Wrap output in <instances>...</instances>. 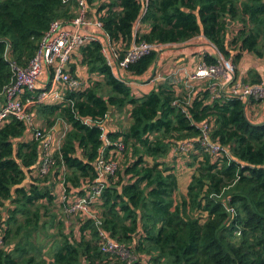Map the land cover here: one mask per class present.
Wrapping results in <instances>:
<instances>
[{"label":"trees","instance_id":"16d2710c","mask_svg":"<svg viewBox=\"0 0 264 264\" xmlns=\"http://www.w3.org/2000/svg\"><path fill=\"white\" fill-rule=\"evenodd\" d=\"M86 6L120 58L132 42L163 45L129 63L123 79L148 78L163 49L198 36L235 65L242 52L264 58V0H86ZM76 13L75 0H0V92L10 80V63L25 66L51 22ZM102 49L94 41L77 50L79 63L96 76L90 84L37 108L46 128L67 126L48 173L37 172L39 142L26 140L23 122L9 117L0 125V264H126L100 249L94 219L67 214L55 190L59 179L69 192L98 176L102 132L82 119L125 110L127 125L108 133L124 145L118 168L107 175L95 204L103 229L135 256L131 264H264V118L254 120L247 108L263 101L211 99L200 87L185 104L186 91L164 79L137 95L112 74ZM203 58L215 62L210 53ZM258 82L253 71L249 83ZM202 121L230 157L198 152L174 158L178 142L199 137L195 123ZM179 159L192 168L185 191L178 184ZM49 205L57 207L47 224L58 239L47 255L37 238Z\"/></svg>","mask_w":264,"mask_h":264},{"label":"built area","instance_id":"2783aa9c","mask_svg":"<svg viewBox=\"0 0 264 264\" xmlns=\"http://www.w3.org/2000/svg\"><path fill=\"white\" fill-rule=\"evenodd\" d=\"M75 2L77 3L76 16L68 21L54 20L51 22L39 40L34 55L25 66L17 65L14 62L10 63V80L0 92V125L9 117H14L23 122L25 133H31L32 138L39 142L41 157L40 164L37 166L38 174L44 175L51 170L55 149L60 148L62 139H56L52 128H45L41 122L38 123L36 109L42 105L60 103L65 100L67 91H75L84 88L88 83L90 84V80L83 78L78 67H75L72 73L71 66L80 64L77 59V50L94 41L102 43V52L107 63L111 66L112 74L117 79L124 80L133 92H135L134 88L141 84L150 85L152 89L155 83L164 79L178 86V92L186 91L185 104L189 103L193 97V91L200 87H205L208 90L211 99L235 97L246 100V102L251 98L264 101V72L258 83H246L237 75L236 65L231 57L225 58L203 36L200 38L206 41L205 44L210 47V51L201 50V56L195 62L175 64L167 74H161L160 61L157 59L156 67L154 69L153 64L148 78L143 80L123 79V71L129 63L149 54L152 50L159 49L161 51L163 45L146 41L132 42L123 57L120 58L115 46L102 31L101 21L90 19L88 16L86 0H75ZM206 53L213 55L215 62L207 63L203 58ZM66 65L69 66V70L65 69ZM140 92L138 94L145 93L143 89ZM173 103L178 106V99ZM185 109L182 106L184 112H186ZM82 120L88 125L95 123L102 132L100 136L102 146L95 162L98 176L93 183L72 189L69 192L64 186V178L59 179L57 182L60 188L57 193L58 198L66 203L65 212L67 214H77L82 220L94 219L99 233L100 249L104 253L118 255L125 260L126 264H131L135 256L126 245L110 237L109 233L103 229L102 220L95 204L99 201L104 189L107 175L114 174L118 168V155L124 147L123 142L111 140L108 136L110 129L108 130L107 124H109L110 117L97 121L89 118ZM195 126L199 130V137L178 142L173 148V155H181L186 158L190 154L207 152L212 155L214 160L230 157L228 149L210 137L212 125L208 121L195 123ZM66 129L61 134V138L65 135ZM110 146L114 148L109 149ZM240 166L243 167L244 163H240Z\"/></svg>","mask_w":264,"mask_h":264},{"label":"crops","instance_id":"0c3cea01","mask_svg":"<svg viewBox=\"0 0 264 264\" xmlns=\"http://www.w3.org/2000/svg\"><path fill=\"white\" fill-rule=\"evenodd\" d=\"M88 16L90 17V19L95 20L88 12ZM95 30V28H92ZM202 36H198L195 39L186 42L182 45H180V47H174L172 49H165V51H167V53L161 57V59H159L160 61V65H159V70L161 74H167L170 69L175 65V64H179L181 62H188V63H193L196 60H198L201 56V50H205V51H210V47L207 46L205 44V40L203 38H200ZM75 67H78L80 69V72L83 76V78H87L90 81L94 80L96 78V76L94 74H90L87 72V69L85 68V66L83 67V65L81 64H76ZM83 68V69H82ZM236 70H237V75L240 76L244 81H246V83H249V81H251V75L252 72L255 71L256 73L259 74V81L262 77V73L264 72V58H259L256 57L255 55L249 53V52H242L241 55V59L239 60V62L236 65ZM86 71V73H85ZM155 85V84H154ZM153 85V86H154ZM141 89L144 90V92H148L151 90L150 85H146V84H141V86H139ZM136 87L134 88L136 94L138 95V93L140 92V88ZM153 88V87H152ZM53 105V104H51ZM248 112L251 118H253L254 120H260L262 118H264V114H263V110H264V101L260 102L257 105H248ZM36 113H37V121L38 123L41 122L42 126H44L43 124V120L39 117L38 114V109H36ZM120 114L119 112L113 113L114 115L110 116V121L109 124H107L108 126V130H115L117 128V126H113L112 125V121H113V117H117L118 114ZM125 113L127 114V111L125 110ZM128 116V114H127ZM128 120V119H127ZM66 125L65 124H61V123H56L55 126L52 128L54 135L56 136V139L60 138V140L62 139L61 134H63L64 130L66 129ZM46 128V127H45ZM28 138H32L31 133H27L26 134V140ZM58 149V148H57ZM57 149H55V151H57ZM54 151V152H55ZM177 155H174V158H176ZM178 163H180L178 165V174H179V178H178V184L180 185L181 190L185 191L186 190V186L190 180V171H187L186 165L182 164L183 161L179 159ZM177 163V164H178ZM189 169V168H188ZM192 169V168H191ZM56 193H59V186L58 183L56 184Z\"/></svg>","mask_w":264,"mask_h":264},{"label":"rangeland","instance_id":"374dc122","mask_svg":"<svg viewBox=\"0 0 264 264\" xmlns=\"http://www.w3.org/2000/svg\"><path fill=\"white\" fill-rule=\"evenodd\" d=\"M228 25H231V23H229ZM167 49V48H166ZM163 50H165V49H163ZM163 53V52H162ZM159 59H161V57H159ZM232 59V58H231ZM117 112V111H116ZM116 112H114L115 114H116ZM118 114V113H117ZM114 115V114H113ZM127 114L125 113V111L123 112V113H120V114H118V116L117 117H113V123H112V125L113 126H120V125H127ZM183 164V163H182ZM189 168V167H188ZM185 168V169H187V171H191L192 169L191 168ZM57 195V194H56ZM57 198V197H56ZM57 207H55L54 205H49V212L47 213V215L43 218V220H42V222L44 221V222H46L45 223V225L46 226H44V228H41V230H40V232L38 233L39 234V236H38V238H37V242L38 243H40V242H42L43 244H44V249H43V251L48 255L49 253H51L52 252V250H53V248L52 247H54V245H55V243L57 242V239H58V237H56L55 235H54V233H56V230L54 229V228H52V227H50L49 228V226H48V224H47V222L50 220V211L51 212H54V213H56V209ZM65 213H64V211H61V212H59V216L61 215H64ZM67 226H65L67 229L65 230L66 232H68L69 231V228L68 227H70L71 226V224L69 225V223L68 224H66ZM73 228H74V226H73ZM75 229V228H74ZM75 232V231H74ZM54 235V236H53ZM75 236H77V232H75Z\"/></svg>","mask_w":264,"mask_h":264},{"label":"water","instance_id":"95a60500","mask_svg":"<svg viewBox=\"0 0 264 264\" xmlns=\"http://www.w3.org/2000/svg\"><path fill=\"white\" fill-rule=\"evenodd\" d=\"M229 23L232 24V21H228V24H229ZM156 64H157V61L154 62V69H155V67H156ZM65 69H66V70H69V66L66 65V66H65ZM111 109H112V106H111L110 104H108V111L110 112ZM158 116H159V115H158Z\"/></svg>","mask_w":264,"mask_h":264}]
</instances>
